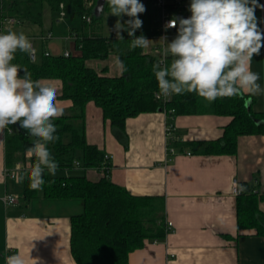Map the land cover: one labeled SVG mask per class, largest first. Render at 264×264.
Returning <instances> with one entry per match:
<instances>
[{
	"label": "crops",
	"instance_id": "crops-1",
	"mask_svg": "<svg viewBox=\"0 0 264 264\" xmlns=\"http://www.w3.org/2000/svg\"><path fill=\"white\" fill-rule=\"evenodd\" d=\"M258 3L264 5V0ZM255 14L264 29V10L257 8ZM73 18L51 12L43 15L42 25L14 22L11 28H6L9 22L6 21L0 33L23 32L36 49L32 57L35 61L44 53L81 55L75 36L89 29L82 18L81 26ZM161 33L160 26L146 35L151 41L146 51L157 54L155 49L160 45L157 38ZM116 58L112 54L107 60L88 62L96 69L105 68L109 75H119ZM250 70L260 74L258 83L264 88V48L254 55ZM39 81L57 90V106L63 113H69L72 100L58 98L62 81L51 78ZM248 96L254 110L264 111V94ZM230 120V116L214 114L177 115L171 130L165 112H144L126 120L128 145L124 146L110 121L104 119L102 109L94 102L87 104V140L111 155V180L133 194L162 197L166 221L173 222L164 240L148 239L142 248L132 251L129 264H264V236L256 235L254 230L238 229L233 193L236 180L258 187L264 194V135L240 136L235 155H200L189 146L182 150L174 145L176 141L219 138ZM16 130V126L10 129ZM5 135L6 129L0 133V264H4L6 255L12 254L22 255L26 264H34L33 260L37 264H76L71 254L70 217L82 212V201L39 196L24 203L22 174L16 179L6 174ZM25 157L31 156L26 153ZM74 170L82 173L80 167ZM103 174L95 169L86 171L93 180ZM6 193L19 197V202L6 206L3 202ZM259 209L264 212V197L259 199Z\"/></svg>",
	"mask_w": 264,
	"mask_h": 264
},
{
	"label": "trees",
	"instance_id": "trees-1",
	"mask_svg": "<svg viewBox=\"0 0 264 264\" xmlns=\"http://www.w3.org/2000/svg\"><path fill=\"white\" fill-rule=\"evenodd\" d=\"M54 15L79 17L85 22V33L76 35L81 55H52L44 53L40 60L17 51L12 63L31 74L33 80L42 78L60 79L63 88L59 99H71L69 113H63L53 122L57 126L55 135L59 139L47 145L59 168L57 173L72 171L79 162L82 173L44 174L42 190L31 187V170L22 174V196L28 203L39 196L48 199H78L83 210L71 215V254L76 264H129V254L142 248L145 241L164 240L168 233L165 200L160 196L133 194L126 187L110 178L111 159H105V152L96 144L89 143L86 135V108L94 102L102 109L105 120L124 146L128 145L126 120L144 112L163 111L167 124L172 130L177 115L214 114L230 116L222 136L206 141H189L175 146L191 147L200 155H235L238 140L242 135H264V111H256L248 102V94L217 98L209 102L195 93L172 95L164 102L156 97L158 82L153 65L161 61V55L137 48L129 49L127 31L124 40L116 35H104L98 28L104 13L109 10L107 3L100 17L94 15L97 0H0V19L9 18L15 22H29L42 25L45 4ZM166 7L176 11L179 7L167 0ZM63 12V14H62ZM84 16H90L87 22ZM90 24V26H89ZM143 35L136 30L135 36ZM146 38L147 36L144 35ZM114 54L123 62L126 71L109 75L105 68L96 69L90 60H107ZM171 57L165 58L170 64ZM23 74V71H22ZM17 127L16 132L10 129ZM34 137H30L19 125L6 129V166L13 169L17 161L27 160V149ZM30 159L36 163V158ZM109 166V168H108ZM103 171L97 179H90L86 171ZM241 191L236 195L237 227L239 230H254L264 236V212L259 209L258 187L239 182Z\"/></svg>",
	"mask_w": 264,
	"mask_h": 264
},
{
	"label": "clouds",
	"instance_id": "clouds-1",
	"mask_svg": "<svg viewBox=\"0 0 264 264\" xmlns=\"http://www.w3.org/2000/svg\"><path fill=\"white\" fill-rule=\"evenodd\" d=\"M109 14L118 19L113 31L123 41L127 31L129 49H146L150 40L144 35L135 36L142 27L139 14L146 11L140 0H106ZM264 10L258 0H191L189 18L176 17L167 22L165 29L176 28L171 42L167 37L163 50L164 60L153 65L158 82L159 96L195 93L209 102L217 98L264 94L258 81L260 74L250 70L254 55L264 48V29L256 16V9ZM101 5L98 11L103 13ZM127 16L130 19L121 22ZM17 51L33 56L36 49L23 32L0 33V133L10 125H19L35 139L27 149L36 158L31 170V187L42 190L44 174L55 176L59 165L47 145L59 139L54 120L63 115L57 106V90L46 83L33 80L31 74L12 63ZM121 74L126 71L123 62L116 58ZM21 71L23 74L21 75ZM37 264L36 260H33ZM4 264H26L20 254L6 255Z\"/></svg>",
	"mask_w": 264,
	"mask_h": 264
},
{
	"label": "built area",
	"instance_id": "built-area-1",
	"mask_svg": "<svg viewBox=\"0 0 264 264\" xmlns=\"http://www.w3.org/2000/svg\"><path fill=\"white\" fill-rule=\"evenodd\" d=\"M157 4L162 8V20H163V25H162V33L161 35H163V37H166L167 35L176 37L177 35V29H178V23H177V27L176 28H168L167 30L165 29V25L167 24V22L173 18L176 17H182V18H189L191 16V12L188 10L191 0H172L173 3H175L179 9L176 11H170L167 7H166V3L167 0H157L156 1ZM63 14V12H62ZM84 18L87 20V22H91V17L90 16H84ZM7 21H9L10 23H14L15 19L13 18H9ZM5 23V22H4ZM4 23L2 22V20L0 19V31L3 28ZM113 34H115V32H113ZM48 36H52V33H49ZM70 52H66L65 55L68 56L70 55ZM161 61L164 60L165 61V57L163 55V51L161 53ZM159 92L156 93V97L163 100L164 102H167L170 100L171 97L168 98H164L162 96L158 95ZM105 159L106 160H110L111 159V155L109 154H105ZM35 163L30 159V157L25 161V162H18L16 163L15 167L13 169H8L6 170V174L8 177L12 178V179H16L19 174H21L24 170H31L34 167ZM76 165L78 167H80L79 162L76 163ZM109 168V166H108ZM241 191V188L239 186V182L238 181H234V187H233V193L234 194H238ZM259 194L262 193V191L259 190H255V192H257ZM3 202L5 203L6 206H12L15 205L19 202V197H17L14 194L11 193H6L3 196ZM167 230L168 232L171 231L172 226H173V222L171 220H167Z\"/></svg>",
	"mask_w": 264,
	"mask_h": 264
},
{
	"label": "rangeland",
	"instance_id": "rangeland-1",
	"mask_svg": "<svg viewBox=\"0 0 264 264\" xmlns=\"http://www.w3.org/2000/svg\"><path fill=\"white\" fill-rule=\"evenodd\" d=\"M140 2L145 6L146 11L144 13L139 14V19H141L143 22L142 27L139 29V32L143 35H147L153 31L159 30L160 26L162 27V25H163L161 7L157 5L156 0H148L147 3H144V0H140ZM50 13H51L50 7L46 3L45 7H44V15L47 16ZM117 19L118 18L116 16L110 15L109 10H107L104 13L103 19L99 23H94L92 26L96 27V28H98L100 26L99 30L104 35H113V29H114V25H115ZM119 19L121 20V22H123V21L130 19V18L127 16H122ZM73 20L79 21L80 26H81V23H83V22H80L79 17H75V18H73ZM81 21H83V20H81ZM5 25H6V28L7 27H9V28L13 27V24L10 22H6ZM89 26H90V24H89ZM121 34H123V31ZM162 37H163V35H161L160 37L157 38L158 44H160V45L157 46V48L155 49V52L158 55H160L162 53V51L164 50V48L166 47V42L161 39ZM166 37H167V42H171V40L175 38V37L170 36V35H167ZM80 172L81 171L73 170L72 172L70 171L69 174H71V173L79 174Z\"/></svg>",
	"mask_w": 264,
	"mask_h": 264
},
{
	"label": "water",
	"instance_id": "water-1",
	"mask_svg": "<svg viewBox=\"0 0 264 264\" xmlns=\"http://www.w3.org/2000/svg\"><path fill=\"white\" fill-rule=\"evenodd\" d=\"M101 5H103V7H104V9H105V5H106V0H97V3H96V5H95V8H94V15L96 16V17H100L103 13H101V12H99L98 11V8L101 6ZM103 12H104V10H103ZM34 56V55H33ZM32 56V57H33ZM250 104V103H249Z\"/></svg>",
	"mask_w": 264,
	"mask_h": 264
}]
</instances>
